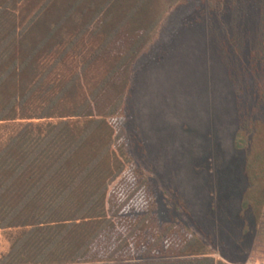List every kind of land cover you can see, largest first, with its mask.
Returning a JSON list of instances; mask_svg holds the SVG:
<instances>
[{"label":"trees","instance_id":"trees-1","mask_svg":"<svg viewBox=\"0 0 264 264\" xmlns=\"http://www.w3.org/2000/svg\"><path fill=\"white\" fill-rule=\"evenodd\" d=\"M206 2L232 21L226 52L146 92L137 63L188 0H0V264H236L187 226H157L130 137L201 233L256 251L264 153L259 123L241 121L264 116L247 10L260 1Z\"/></svg>","mask_w":264,"mask_h":264},{"label":"rangeland","instance_id":"rangeland-1","mask_svg":"<svg viewBox=\"0 0 264 264\" xmlns=\"http://www.w3.org/2000/svg\"><path fill=\"white\" fill-rule=\"evenodd\" d=\"M188 1L190 2L189 9L188 7H182L174 11L178 7V5H175L167 13L159 33L155 36L154 42L146 49L137 63L136 70L140 76L138 75L139 81L138 85L135 84L136 88L140 85L144 91L149 92L155 84L159 86L160 84L168 83L173 77L181 74L187 75V79H189L193 72L192 64L194 59L198 60V58L205 57L207 53H211L214 45L216 46L215 49L220 53L226 52V48L223 45V42H225L224 33H226L225 30L227 29L225 22L232 24V21H229L223 13H218L217 17L213 16L209 11L206 0ZM259 1L258 9L247 10L257 11L256 19L260 27L252 61L254 63L256 60H259L264 66V44L261 41L262 31H264V0ZM186 17H188V21ZM175 21L176 25H178L176 28L171 27ZM218 36L220 37L218 38ZM237 68L239 72L240 66ZM257 77V85H259L258 97L264 96V71L262 74L257 75ZM255 121L259 123L260 127L257 137L258 144L256 145V155H258L259 152L264 153V116H259L251 122L249 119H245L241 123L244 129L246 126L245 130H247L253 126ZM129 142L131 154L136 160L139 171L145 175L150 193L155 200V212L153 213L155 214L157 226H164L167 222H176L191 228L205 239L212 245L216 252L215 256L219 258L228 259V261L236 264L250 263L255 259L256 263L264 264V239L256 241V245L258 244L256 251L246 255L243 253L237 254L221 242L215 240L212 235L208 238L201 233L199 226L193 223L185 207L178 202L172 192L167 191L165 183L158 175L156 169L146 159L140 141L135 137H130ZM256 169L258 175L264 171V167L261 166L259 161L257 162ZM257 184L258 193L261 195V197L259 196L260 199L264 196L262 194L264 192V176L258 178ZM262 209L263 207L260 208V210ZM11 235V232L2 229L0 226V256L9 251L11 247ZM163 257L166 258L167 255Z\"/></svg>","mask_w":264,"mask_h":264},{"label":"crops","instance_id":"crops-1","mask_svg":"<svg viewBox=\"0 0 264 264\" xmlns=\"http://www.w3.org/2000/svg\"><path fill=\"white\" fill-rule=\"evenodd\" d=\"M248 264H259V263H256V262H250V263H248Z\"/></svg>","mask_w":264,"mask_h":264}]
</instances>
